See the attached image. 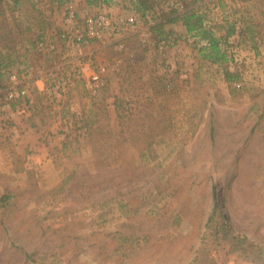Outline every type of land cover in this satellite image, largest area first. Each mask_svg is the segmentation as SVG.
<instances>
[{"label": "rangeland", "instance_id": "1", "mask_svg": "<svg viewBox=\"0 0 264 264\" xmlns=\"http://www.w3.org/2000/svg\"><path fill=\"white\" fill-rule=\"evenodd\" d=\"M132 1L0 0V264H264V0ZM69 6L137 20L71 44Z\"/></svg>", "mask_w": 264, "mask_h": 264}, {"label": "built area", "instance_id": "2", "mask_svg": "<svg viewBox=\"0 0 264 264\" xmlns=\"http://www.w3.org/2000/svg\"><path fill=\"white\" fill-rule=\"evenodd\" d=\"M135 14H128L125 16H111L107 12H97L94 15L85 17L83 21H79L76 16L75 10L72 6L68 7L65 28L60 32V37L69 42L77 44H85L94 40L113 39L119 48L123 47L122 38L133 28L136 24ZM50 48H54L51 44ZM104 71V68H100V72ZM100 72H96L92 68V64L89 61L80 64L78 75H86L90 82L91 88H96L100 84ZM10 80L17 84L19 78L16 73L10 75ZM25 90H13L9 92V97H19L24 95Z\"/></svg>", "mask_w": 264, "mask_h": 264}, {"label": "trees", "instance_id": "3", "mask_svg": "<svg viewBox=\"0 0 264 264\" xmlns=\"http://www.w3.org/2000/svg\"><path fill=\"white\" fill-rule=\"evenodd\" d=\"M15 1V0H13ZM87 4H100L109 5L113 0H85ZM131 7L135 12L141 13V15L153 14L156 15L151 5H148L147 0H134L131 3ZM158 15V13H157ZM156 15V16H157ZM160 22L155 24L157 27H161L163 23H171L174 21H181L187 29V34L190 36H197L199 38L207 40V45L201 49L204 58L213 62H218L226 59V52L220 46V40L213 36L211 24L206 23L205 15L203 13L197 14L190 11L180 12L175 9L159 15ZM234 26L226 28L224 34L225 37L232 35L236 30ZM227 75V74H226ZM229 78L230 76L227 75ZM215 205L218 204L216 200V193L214 192Z\"/></svg>", "mask_w": 264, "mask_h": 264}, {"label": "crops", "instance_id": "4", "mask_svg": "<svg viewBox=\"0 0 264 264\" xmlns=\"http://www.w3.org/2000/svg\"><path fill=\"white\" fill-rule=\"evenodd\" d=\"M227 3H228V1H227ZM171 24H172L171 27H174L175 29L181 31L183 34H186L187 33L186 27L179 20L174 21ZM235 32L233 33V35L235 34Z\"/></svg>", "mask_w": 264, "mask_h": 264}]
</instances>
